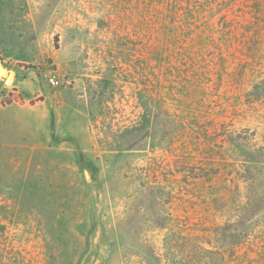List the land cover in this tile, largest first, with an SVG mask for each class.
Returning a JSON list of instances; mask_svg holds the SVG:
<instances>
[{
    "label": "rangeland",
    "instance_id": "obj_1",
    "mask_svg": "<svg viewBox=\"0 0 264 264\" xmlns=\"http://www.w3.org/2000/svg\"><path fill=\"white\" fill-rule=\"evenodd\" d=\"M0 66V264H264V0H0Z\"/></svg>",
    "mask_w": 264,
    "mask_h": 264
},
{
    "label": "crops",
    "instance_id": "obj_2",
    "mask_svg": "<svg viewBox=\"0 0 264 264\" xmlns=\"http://www.w3.org/2000/svg\"><path fill=\"white\" fill-rule=\"evenodd\" d=\"M60 99L56 102L55 100L46 101L45 108H46V118L48 120V117L50 115L55 114L57 116L56 119V125L58 127L54 128L53 131H60L61 127L63 124H68L71 123V119L74 116V114L79 111V102H78V97L74 96L72 90H66V91H61L59 93ZM44 101V100H43ZM43 101H40L42 103ZM38 102L35 104L31 105L33 107L38 106ZM48 109H47V107ZM50 106V107H49ZM66 131V133L64 131ZM61 130V135L67 136L71 135L73 133L71 126L68 129Z\"/></svg>",
    "mask_w": 264,
    "mask_h": 264
},
{
    "label": "built area",
    "instance_id": "obj_3",
    "mask_svg": "<svg viewBox=\"0 0 264 264\" xmlns=\"http://www.w3.org/2000/svg\"><path fill=\"white\" fill-rule=\"evenodd\" d=\"M44 77L51 87H60L62 84L61 78L55 71H46Z\"/></svg>",
    "mask_w": 264,
    "mask_h": 264
},
{
    "label": "water",
    "instance_id": "obj_4",
    "mask_svg": "<svg viewBox=\"0 0 264 264\" xmlns=\"http://www.w3.org/2000/svg\"><path fill=\"white\" fill-rule=\"evenodd\" d=\"M0 74L4 75L5 82H10L11 77H12V80L14 78V71L13 70L6 71L1 66H0Z\"/></svg>",
    "mask_w": 264,
    "mask_h": 264
},
{
    "label": "bare ground",
    "instance_id": "obj_5",
    "mask_svg": "<svg viewBox=\"0 0 264 264\" xmlns=\"http://www.w3.org/2000/svg\"><path fill=\"white\" fill-rule=\"evenodd\" d=\"M11 80H12V77H11Z\"/></svg>",
    "mask_w": 264,
    "mask_h": 264
}]
</instances>
